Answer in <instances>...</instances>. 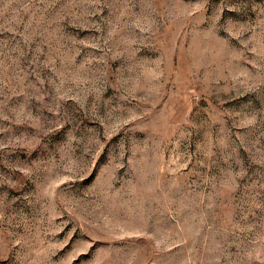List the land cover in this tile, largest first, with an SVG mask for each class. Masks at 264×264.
I'll list each match as a JSON object with an SVG mask.
<instances>
[{
    "label": "rangeland",
    "instance_id": "rangeland-1",
    "mask_svg": "<svg viewBox=\"0 0 264 264\" xmlns=\"http://www.w3.org/2000/svg\"><path fill=\"white\" fill-rule=\"evenodd\" d=\"M0 264H264V0H0Z\"/></svg>",
    "mask_w": 264,
    "mask_h": 264
}]
</instances>
